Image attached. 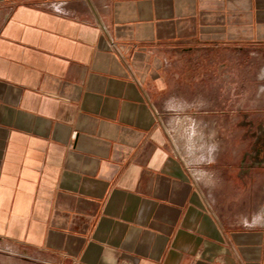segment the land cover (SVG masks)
<instances>
[{
  "label": "crops",
  "instance_id": "1",
  "mask_svg": "<svg viewBox=\"0 0 264 264\" xmlns=\"http://www.w3.org/2000/svg\"><path fill=\"white\" fill-rule=\"evenodd\" d=\"M254 58L264 0H0V264H264V225L217 216L163 124L191 83L264 98ZM254 108L230 170L264 185Z\"/></svg>",
  "mask_w": 264,
  "mask_h": 264
},
{
  "label": "rangeland",
  "instance_id": "2",
  "mask_svg": "<svg viewBox=\"0 0 264 264\" xmlns=\"http://www.w3.org/2000/svg\"><path fill=\"white\" fill-rule=\"evenodd\" d=\"M240 53L238 52L237 58L245 59V56ZM216 56L218 57V55ZM229 56H233V53L228 51L221 53V57ZM191 57L193 59L198 57L212 59L213 54L211 52L195 51ZM254 59L251 63L247 62L249 63L247 66L244 65V61H238V64L240 63V66L237 67L238 70L241 73H246L248 68H251L254 72H258V69L262 66L261 64H264V58ZM196 69L197 67L194 66V71H192L195 76ZM204 69H210L211 71L213 66H205ZM205 74L208 75H206L208 79L212 80V72L206 71ZM195 84L197 85V83ZM259 85L264 86V83H259ZM212 89V81L204 84L200 83L197 86H193V83H191L188 91L184 93V99L187 101L188 106L181 112L168 115L166 119H163V124L174 143L178 157L190 169L199 189L216 215L224 222L236 225L245 222L255 223L258 218L264 216V212H262L264 211V185H261L260 173H258V177L253 179V184L247 182L246 186L244 179L235 178L231 173L230 169L233 164L229 162V155L234 149H236L237 154L244 153L246 148L245 135L249 131L243 127V122L248 121L251 116V114H244V111L250 104L258 107L254 110H259L261 105H264V98H243L244 91L239 92L237 96L238 113H236L233 112L232 106L229 107L228 97H225L222 92L219 101L218 98H213ZM213 100H218V102L213 104ZM231 104H233L232 100ZM213 108L222 112L225 111V113L203 112V110L207 111ZM252 115L254 122L260 121L261 114L259 112ZM234 121L238 122L236 127L231 126ZM191 128L192 130H190ZM188 130L189 132H187ZM193 133L195 134L194 137H197L196 140H194V137L192 140L191 135ZM218 147L222 148V152L216 156L214 153ZM200 172L206 178L197 180L196 174Z\"/></svg>",
  "mask_w": 264,
  "mask_h": 264
},
{
  "label": "bare ground",
  "instance_id": "3",
  "mask_svg": "<svg viewBox=\"0 0 264 264\" xmlns=\"http://www.w3.org/2000/svg\"><path fill=\"white\" fill-rule=\"evenodd\" d=\"M175 120H176V119H175ZM182 120H183V119H182ZM189 121H190V120H189ZM172 122H173V121H172ZM191 122H192V121H191ZM194 123H195V122H194ZM172 124H173V123H172ZM181 124H182V123H181ZM191 124H192V123H191ZM192 125L195 126V124H192ZM188 126H189V125H188ZM189 127H190V126H189ZM193 128H194V127H193ZM190 130H192V128H191ZM195 130H196V128H195ZM172 131H173V130H172ZM196 131H197V130H196ZM187 132H189V130H188ZM197 132H198V131H197ZM187 134H189V133H187ZM198 134H200V133H198ZM194 135H195L194 133L191 135L192 140H193ZM191 137H190V138H191ZM198 138H200V137H198ZM196 139H197V137H196V138L194 137V140H196ZM202 139H203V137H202ZM192 140H190V141H192ZM184 141H186V140H184ZM190 141H189V142H190ZM196 142H198V141H196ZM184 143H185V142H184ZM199 143H200V142H199ZM203 143H204V141H203ZM192 144H193V142H192ZM187 145H188V144H187ZM190 145H191V143H190ZM193 145H194V144H193ZM195 146H196V145H195ZM182 149H183V148H182ZM191 149H192V148H191ZM197 149H198V148H197ZM184 150H185V149H184ZM194 150H195V149H194ZM187 153H188V152H187ZM206 158H207V157H206ZM187 161H188V160H187ZM197 176H198V175H197ZM197 176H196V177H197ZM205 176H206V175H205ZM201 178H202V177H201ZM203 178H204V177H203ZM199 179H200V178H199ZM197 180H198V179H197ZM262 212H264V211H262ZM256 222H257L258 225H264V216L258 218Z\"/></svg>",
  "mask_w": 264,
  "mask_h": 264
},
{
  "label": "built area",
  "instance_id": "4",
  "mask_svg": "<svg viewBox=\"0 0 264 264\" xmlns=\"http://www.w3.org/2000/svg\"><path fill=\"white\" fill-rule=\"evenodd\" d=\"M169 126V125H168ZM165 127V126H164ZM165 130H166V128H165ZM166 132H167V130H166ZM168 133V132H167Z\"/></svg>",
  "mask_w": 264,
  "mask_h": 264
}]
</instances>
